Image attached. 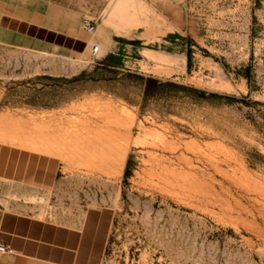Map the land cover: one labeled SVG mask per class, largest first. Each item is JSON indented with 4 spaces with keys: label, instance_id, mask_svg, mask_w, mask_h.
<instances>
[{
    "label": "rangeland",
    "instance_id": "rangeland-1",
    "mask_svg": "<svg viewBox=\"0 0 264 264\" xmlns=\"http://www.w3.org/2000/svg\"><path fill=\"white\" fill-rule=\"evenodd\" d=\"M15 1L95 26L83 53L0 30V154L25 177L0 176V213L106 208L101 264H264V0Z\"/></svg>",
    "mask_w": 264,
    "mask_h": 264
},
{
    "label": "crops",
    "instance_id": "crops-1",
    "mask_svg": "<svg viewBox=\"0 0 264 264\" xmlns=\"http://www.w3.org/2000/svg\"><path fill=\"white\" fill-rule=\"evenodd\" d=\"M78 19L81 17L74 10L39 9L33 4L0 0V30L73 53H83L90 40L89 33L82 27L84 18L80 24ZM27 162L34 169L27 174L36 175L33 181L37 179L45 185L54 183L51 173L41 172L40 175L36 171L52 165L50 159L28 156ZM21 163L20 154L13 161L9 154H0V176L18 181L25 179ZM110 225L111 213L103 207L89 208L68 222L39 218L30 211H2L0 242L13 250L10 254L40 264H101Z\"/></svg>",
    "mask_w": 264,
    "mask_h": 264
},
{
    "label": "built area",
    "instance_id": "built-area-1",
    "mask_svg": "<svg viewBox=\"0 0 264 264\" xmlns=\"http://www.w3.org/2000/svg\"><path fill=\"white\" fill-rule=\"evenodd\" d=\"M94 26H95V24L92 20L86 19V18H84L82 20V27L87 33L92 34L93 30H94ZM97 51H98V45L93 44L91 46V53L95 54ZM12 252H13V250L10 247H8L7 245L0 242V253L10 254Z\"/></svg>",
    "mask_w": 264,
    "mask_h": 264
},
{
    "label": "bare ground",
    "instance_id": "bare-ground-1",
    "mask_svg": "<svg viewBox=\"0 0 264 264\" xmlns=\"http://www.w3.org/2000/svg\"><path fill=\"white\" fill-rule=\"evenodd\" d=\"M99 48H100V46L98 45V51H99ZM98 51H97V52H98Z\"/></svg>",
    "mask_w": 264,
    "mask_h": 264
}]
</instances>
